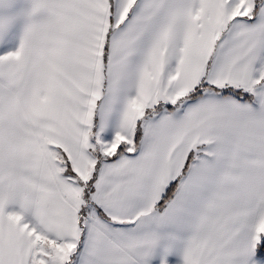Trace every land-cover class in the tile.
<instances>
[{"label": "snow or ice", "instance_id": "obj_1", "mask_svg": "<svg viewBox=\"0 0 264 264\" xmlns=\"http://www.w3.org/2000/svg\"><path fill=\"white\" fill-rule=\"evenodd\" d=\"M0 264H264V0H0Z\"/></svg>", "mask_w": 264, "mask_h": 264}]
</instances>
